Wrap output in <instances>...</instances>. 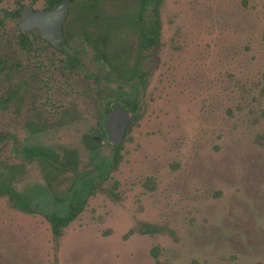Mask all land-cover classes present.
<instances>
[{"label":"rangeland","instance_id":"1","mask_svg":"<svg viewBox=\"0 0 264 264\" xmlns=\"http://www.w3.org/2000/svg\"><path fill=\"white\" fill-rule=\"evenodd\" d=\"M154 1L157 36L142 49L122 25L140 0H74L93 21L85 29L100 32L105 64H137L143 88L116 163L57 236L43 213L91 166L81 137L101 95L34 76L0 109V164L33 208L0 195V264H264V0ZM15 61L0 35V99L29 75ZM98 74L99 94L123 87L104 66ZM26 145L74 150V171L46 173Z\"/></svg>","mask_w":264,"mask_h":264},{"label":"flooded vegetation","instance_id":"2","mask_svg":"<svg viewBox=\"0 0 264 264\" xmlns=\"http://www.w3.org/2000/svg\"><path fill=\"white\" fill-rule=\"evenodd\" d=\"M61 1L63 0H0V35L8 34L12 39L14 56L16 58L14 62L15 68L18 70L20 68H25L29 71L28 77L21 80L20 83L17 84L16 89L0 99V109L5 108L8 103L7 99L12 97L13 93H17L21 86L32 82L34 76H38V80L43 86L46 85L47 81L67 85L69 83L75 84L78 80L80 88H78L77 85L73 86V88L69 86V91L72 89L74 92H79L84 95L89 91L90 94L95 95L97 98L101 95V115L98 116L97 114L95 123L90 130H96L98 133L102 132V130L104 131L100 144L103 139L111 142L104 127L106 113L113 104H119L126 111L129 122L124 130L125 135L130 122L137 118L138 112L135 118L132 119L131 112L120 102L114 101L113 97L115 95L118 97L121 96L119 92L123 89L126 90V94L122 96L130 98L132 91L125 85L122 87L117 84L114 88H107L104 94H99L97 87L92 84L98 83L104 79L103 76L100 77L98 74L99 65L104 66L107 73L115 78L116 75L114 70L119 67L107 63L105 64V53L103 52L105 43L99 37L100 32H91L85 29L93 25V21L89 22L84 20L85 16L81 13L85 8L80 4H75L74 0H68L66 15L60 24L62 38L58 43L59 46L56 47L52 45L50 41L46 39V36L43 35L41 30H45L51 25L49 20L41 15V13L54 9ZM71 13H73V15H70ZM126 16L127 17L122 19V25L130 30L133 38H139L140 30L145 29L146 23L150 19H156L155 1L146 0L141 2L140 0L137 10L131 15ZM138 43H140L139 39ZM139 47L142 49L147 48L141 45ZM129 67L139 68L137 64H131ZM139 76L140 82L138 91L140 92L143 88L141 72ZM89 82L93 86L88 89L85 83ZM106 82L109 83L110 81L106 80ZM105 96H108V99H106ZM52 108H55V106ZM58 108L60 107L58 106ZM110 129H114L113 126H111ZM82 137V145L88 149L84 145ZM94 137L98 140V136L95 135ZM120 142L118 144H120ZM118 144H112L115 158V150ZM90 168H92V164Z\"/></svg>","mask_w":264,"mask_h":264},{"label":"trees","instance_id":"3","mask_svg":"<svg viewBox=\"0 0 264 264\" xmlns=\"http://www.w3.org/2000/svg\"><path fill=\"white\" fill-rule=\"evenodd\" d=\"M146 1V0H141ZM158 31V21L150 19L146 23L144 30H140L139 44L148 47L156 39ZM116 78L121 81V84L131 89V97L125 98L124 96H114L113 100L120 102L128 111L131 112L132 119L135 118L138 112L139 101V82L140 71L138 68L129 66H120L115 70ZM108 99V96H105ZM104 131L98 133L96 130H88L83 134L84 145L93 152V160L91 161L92 168L84 172L79 179L72 180L67 187L64 196L58 199L56 209L44 212V217L50 223V232L53 236L59 235L62 227L69 221L74 219L80 210L83 208L86 197L95 182H98L105 174V171L110 169L116 163L115 152L109 155H102L100 153V140ZM98 136V140L94 136ZM23 152L26 157H36L42 166L46 169V173H54L57 170H73L75 169L76 159L74 150L68 148H52L40 145H26L23 146ZM6 172V166L0 164V195H6L11 205L26 212H33L25 198L17 191H15L9 182ZM44 191V190H42ZM137 230L141 233H154L161 231V226L153 224H140ZM152 254L154 252L152 251Z\"/></svg>","mask_w":264,"mask_h":264},{"label":"water","instance_id":"4","mask_svg":"<svg viewBox=\"0 0 264 264\" xmlns=\"http://www.w3.org/2000/svg\"><path fill=\"white\" fill-rule=\"evenodd\" d=\"M68 0L61 1L54 9L44 11L41 15L45 16L49 20L51 26H48L45 30H41L46 39L56 47L59 46L61 40L60 24L66 15ZM129 117L126 111L119 105L113 104L106 113V120L104 122L105 131L110 137L113 145L118 144L124 130L128 125ZM119 125V126H118ZM113 126L114 129H110Z\"/></svg>","mask_w":264,"mask_h":264}]
</instances>
